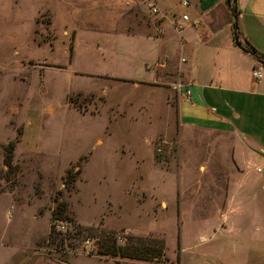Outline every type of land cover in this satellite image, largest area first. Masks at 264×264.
<instances>
[{"label": "rangeland", "instance_id": "obj_1", "mask_svg": "<svg viewBox=\"0 0 264 264\" xmlns=\"http://www.w3.org/2000/svg\"><path fill=\"white\" fill-rule=\"evenodd\" d=\"M129 10L0 0V264H264L263 236L220 231L231 140L185 131L171 84L115 78L153 79L160 59ZM60 203L71 220L53 221ZM102 232L117 246L147 238L160 256L103 254Z\"/></svg>", "mask_w": 264, "mask_h": 264}, {"label": "crops", "instance_id": "obj_2", "mask_svg": "<svg viewBox=\"0 0 264 264\" xmlns=\"http://www.w3.org/2000/svg\"><path fill=\"white\" fill-rule=\"evenodd\" d=\"M125 1L131 24L160 40V59L155 69H148L153 71V79L115 78L171 84L177 91L173 101L185 131L231 140V161L238 169L228 173L226 185L221 187L220 231L239 241L241 235L249 236L251 228L254 236L251 233L250 238H264V174L249 175L240 163L249 158L264 164V66L262 78L254 79L252 69L257 59L236 46L226 0ZM151 1L165 17L147 9ZM235 5L239 40L264 59V0H235ZM141 9L147 20L141 19ZM184 14L190 21L183 30H176L174 23ZM257 171L261 172L260 168Z\"/></svg>", "mask_w": 264, "mask_h": 264}, {"label": "trees", "instance_id": "obj_3", "mask_svg": "<svg viewBox=\"0 0 264 264\" xmlns=\"http://www.w3.org/2000/svg\"><path fill=\"white\" fill-rule=\"evenodd\" d=\"M226 3L230 9V14L232 16L233 20V27L237 26V29L235 30V38L234 42L236 46L240 47L241 49L245 50L249 54L253 55L254 58L259 60L260 62H264V59L260 56V54L249 44L246 42L243 43L239 40V29H238V21H237V7L235 5V0H226ZM13 149L14 144L13 142H10L7 146L6 155H5V165L8 167V169L13 168L12 166V158H13ZM65 206L63 204H59L54 210H53V221L57 220H65L70 219L64 214ZM71 220V219H70ZM77 226V225H76ZM79 227V226H77ZM55 228L52 226V229L50 231L49 237L54 238L55 235ZM109 234V235H108ZM110 232L107 233V235H104L102 232L99 236L100 239H102V242L99 244L103 247H106L107 249L103 250V254H111V253H118L117 251L120 250V254L132 257V258H138V259H147V260H156L160 256V253L154 252L153 248H150V244H148L147 238H140V237H134V236H127V242L124 246L116 245L117 238H114ZM149 246V247H148ZM162 246V242L160 241V248Z\"/></svg>", "mask_w": 264, "mask_h": 264}, {"label": "built area", "instance_id": "obj_4", "mask_svg": "<svg viewBox=\"0 0 264 264\" xmlns=\"http://www.w3.org/2000/svg\"><path fill=\"white\" fill-rule=\"evenodd\" d=\"M183 4L184 5H187L188 2L187 1H184ZM147 6H148L149 11L153 15H158V14L161 13V11L158 8V6L156 5V3L152 2V1L151 2H148L147 3ZM161 16L165 17L166 14L161 13ZM189 21H190L189 20V17L184 14V15L181 16L180 20H178V21H176L174 23V27H175L176 30H183V28L185 27V25ZM192 23H197V21H193ZM263 66H264L263 63L260 62L259 60H256L255 61V65H254V67L252 69V76H253L254 79L259 80V79L262 78V75H263ZM179 87H180V85H178L176 88H179ZM186 94H187V96H189L190 95V92L187 91Z\"/></svg>", "mask_w": 264, "mask_h": 264}, {"label": "water", "instance_id": "obj_5", "mask_svg": "<svg viewBox=\"0 0 264 264\" xmlns=\"http://www.w3.org/2000/svg\"><path fill=\"white\" fill-rule=\"evenodd\" d=\"M234 29L236 30L237 29V26H235Z\"/></svg>", "mask_w": 264, "mask_h": 264}]
</instances>
